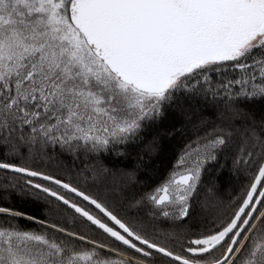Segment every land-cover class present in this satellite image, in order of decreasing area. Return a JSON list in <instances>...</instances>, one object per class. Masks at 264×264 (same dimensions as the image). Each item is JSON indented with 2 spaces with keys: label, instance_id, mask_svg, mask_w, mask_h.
I'll list each match as a JSON object with an SVG mask.
<instances>
[{
  "label": "snow or ice",
  "instance_id": "1",
  "mask_svg": "<svg viewBox=\"0 0 264 264\" xmlns=\"http://www.w3.org/2000/svg\"><path fill=\"white\" fill-rule=\"evenodd\" d=\"M0 192V264H264V0H0Z\"/></svg>",
  "mask_w": 264,
  "mask_h": 264
},
{
  "label": "trees",
  "instance_id": "2",
  "mask_svg": "<svg viewBox=\"0 0 264 264\" xmlns=\"http://www.w3.org/2000/svg\"><path fill=\"white\" fill-rule=\"evenodd\" d=\"M165 126H167V122H165ZM159 145V149L150 155L142 152L140 148H135L129 149L130 155L127 158L108 155L103 158V162L109 167L126 169L134 166L137 153L143 155L144 164L148 167L147 169H140L137 176L142 186L149 187L158 183L168 174L173 156L180 146V138L176 137L173 139L167 136H161L159 137ZM221 163H223V160ZM79 166V162H77V167ZM52 170H58L56 164L52 165ZM73 176H75V172H73ZM210 181H215L218 191L225 197L233 190H237L241 184V179L237 178L228 166H225L223 169H220L219 166L213 167L209 173L205 174V183L207 184ZM6 195L7 194L0 192V197ZM12 203L18 204L19 207L26 208L31 214L37 216L43 214L42 204L40 202H34L31 197H25L23 200H21L20 197H14Z\"/></svg>",
  "mask_w": 264,
  "mask_h": 264
}]
</instances>
